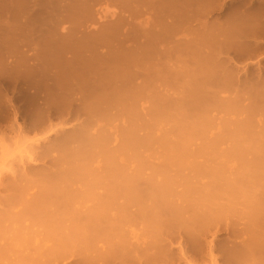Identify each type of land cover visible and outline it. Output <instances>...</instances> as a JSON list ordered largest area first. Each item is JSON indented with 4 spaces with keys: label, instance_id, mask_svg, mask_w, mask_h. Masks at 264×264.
<instances>
[{
    "label": "rangeland",
    "instance_id": "374dc122",
    "mask_svg": "<svg viewBox=\"0 0 264 264\" xmlns=\"http://www.w3.org/2000/svg\"><path fill=\"white\" fill-rule=\"evenodd\" d=\"M248 27L259 33L247 37ZM109 72L127 99L112 110L93 99ZM38 116L43 128L29 131ZM63 127L155 139L120 157L129 170L156 171L169 192H202L219 217L222 257L232 246L225 196L264 194V0H0L1 173ZM247 260L238 262L264 264L258 253Z\"/></svg>",
    "mask_w": 264,
    "mask_h": 264
},
{
    "label": "bare ground",
    "instance_id": "6f19581e",
    "mask_svg": "<svg viewBox=\"0 0 264 264\" xmlns=\"http://www.w3.org/2000/svg\"><path fill=\"white\" fill-rule=\"evenodd\" d=\"M248 28L242 29L247 37L258 32ZM222 42L224 49L226 40ZM116 77L109 72L93 95L110 110L127 100L111 82ZM46 121L38 116L27 129L40 130ZM10 130L15 138L21 136L20 128ZM161 140L160 146L168 145ZM154 141L128 134L119 140L106 129L92 127H63L34 140L15 167L13 161L9 172L0 171V264H174L179 255L184 264H240L241 256L247 261L255 253L264 257V194L225 196L221 211L229 218L232 246L218 258L219 217L202 200V192H169L155 184L156 171L129 170L120 157L127 149ZM171 153L178 161L183 155L181 150ZM173 251L179 253L175 261ZM188 253L195 259L188 260Z\"/></svg>",
    "mask_w": 264,
    "mask_h": 264
}]
</instances>
